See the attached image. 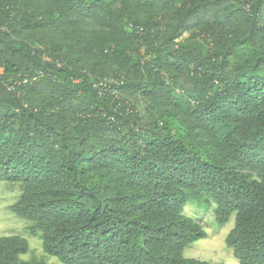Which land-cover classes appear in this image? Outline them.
Listing matches in <instances>:
<instances>
[{
  "label": "trees",
  "instance_id": "obj_1",
  "mask_svg": "<svg viewBox=\"0 0 264 264\" xmlns=\"http://www.w3.org/2000/svg\"><path fill=\"white\" fill-rule=\"evenodd\" d=\"M0 178L65 264H212L190 201L264 264V0H0Z\"/></svg>",
  "mask_w": 264,
  "mask_h": 264
},
{
  "label": "rangeland",
  "instance_id": "obj_2",
  "mask_svg": "<svg viewBox=\"0 0 264 264\" xmlns=\"http://www.w3.org/2000/svg\"><path fill=\"white\" fill-rule=\"evenodd\" d=\"M20 193V184L0 178V235L16 234L27 240V251L19 255L22 260L35 259L45 264H65L55 256L46 254L42 249L39 235L30 232V221L18 217L10 209V205L17 200ZM214 206L215 204L203 207L193 201L184 206L183 213L198 221L207 234L185 247L183 255L188 258L206 260L212 264H239L231 248L225 244V236L234 224V215L220 226L215 220Z\"/></svg>",
  "mask_w": 264,
  "mask_h": 264
}]
</instances>
